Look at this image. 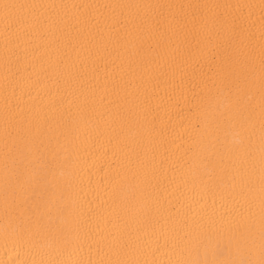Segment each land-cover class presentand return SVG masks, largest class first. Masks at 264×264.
I'll list each match as a JSON object with an SVG mask.
<instances>
[{
  "label": "bare ground",
  "instance_id": "obj_1",
  "mask_svg": "<svg viewBox=\"0 0 264 264\" xmlns=\"http://www.w3.org/2000/svg\"><path fill=\"white\" fill-rule=\"evenodd\" d=\"M0 264H264V0H0Z\"/></svg>",
  "mask_w": 264,
  "mask_h": 264
}]
</instances>
